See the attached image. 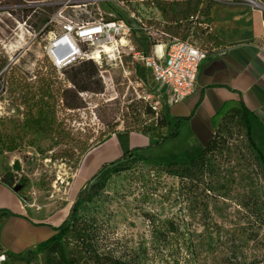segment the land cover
Masks as SVG:
<instances>
[{"label": "rangeland", "instance_id": "obj_1", "mask_svg": "<svg viewBox=\"0 0 264 264\" xmlns=\"http://www.w3.org/2000/svg\"><path fill=\"white\" fill-rule=\"evenodd\" d=\"M53 1L56 4L0 0V144L4 148L0 154V178L10 174V186L20 187L18 194L32 216H53L52 225L60 224L83 189V205L89 209L95 204L102 209L100 214L89 209V215L107 220L109 234L128 246L138 249L147 241L149 229L144 214H152L159 219L173 217L186 222L204 264H221L231 254L237 257V264H259L264 252L263 142L255 144V153L247 147L243 132L230 126L228 152L222 157L216 155L213 175L204 174L202 184L209 189L208 198L186 195L182 188L187 181L173 175L181 167H167L193 158L189 152L184 153L183 142L177 145L169 139L151 147L153 140L168 130L154 128L149 136L135 132L156 122L154 114H144L147 103L142 98L151 92L141 72L134 73L128 61L123 60V68L131 71L125 77L118 63L108 61L103 64L106 83L99 78L102 92L79 94V108L67 110L61 90L71 85L62 72H55L42 51L41 30L47 18L59 10L77 22H90L100 15L129 19L133 13L148 25L203 49L204 29L198 23L205 21L210 6L240 0L153 4L137 0H123L122 4L118 0ZM252 1L264 7V0ZM189 16L198 17L194 25L188 21ZM36 120L43 132L32 127ZM133 148L143 152L123 163L129 169L115 172L114 165L108 166L85 187L103 164ZM258 153L263 163L258 162ZM14 162H18V168H13ZM97 182L103 187L89 201V193L94 190L91 188ZM205 201L204 211L200 204ZM201 221L206 225L202 226ZM252 236L258 242L246 240ZM210 241L212 247L208 249ZM176 248L172 246L169 251ZM180 251L179 264H192L186 251ZM142 262L165 264L158 254Z\"/></svg>", "mask_w": 264, "mask_h": 264}, {"label": "trees", "instance_id": "obj_2", "mask_svg": "<svg viewBox=\"0 0 264 264\" xmlns=\"http://www.w3.org/2000/svg\"><path fill=\"white\" fill-rule=\"evenodd\" d=\"M31 1V0H26ZM42 1V0H36ZM28 12H26L27 14ZM167 34V33H166ZM204 34L205 43L214 41L215 37L211 36L207 28L201 32ZM171 36L170 34H168ZM173 37V36H171ZM64 79L71 85V88L61 90V100L65 103L67 110L78 109V95L81 93H101L102 85L98 77L97 68L91 61H83L73 64L62 71ZM51 92V91H50ZM144 114L152 116L153 112L148 104L144 109ZM250 113L242 105L231 107L226 110L221 116L220 122L217 124L211 139L202 148L201 152L194 156L191 160L185 163H170L169 168L181 167L179 173L173 175L187 181L186 195L193 194L195 197L202 196L203 199L208 198L209 189L203 186L204 174L213 175L214 159L216 155L222 157L224 152H228V142L231 139L230 126H236L243 132L246 139L247 147L253 152H257L255 144L251 138V130L248 122ZM149 126H141V129L135 131L143 136H149L154 128L160 130L165 129L168 132L165 135L158 136L154 139L151 147L162 145L165 141L173 139L177 136L178 128L182 120L176 119L170 126L165 110L162 116ZM35 131L43 132V126L38 120L32 126ZM171 127V131H170ZM158 134V132H156ZM3 146L0 144V154L3 151ZM139 148L129 150L125 155L117 157L115 160L103 164L94 175L86 182V188L108 166H113L115 172L129 169L124 167L127 159H135L136 152ZM9 151V150H8ZM257 155V154H256ZM258 162L263 163V159L258 153ZM122 163V164H121ZM124 167V168H123ZM13 168H18V162H14ZM178 174V175H177ZM10 174L5 176L4 182L10 184L8 178ZM103 184L97 182L92 186L94 189L89 193L88 200L91 201L95 193L102 189ZM200 187V188H199ZM81 189L72 206L69 208L66 217L57 226L52 227L51 235L44 241L37 244L34 250H29L21 253H6L7 261L4 264H142V261L148 260L149 256L161 255L165 264H179L180 254L186 251V255L191 260L192 264H204L203 258L199 260L201 251L192 235L188 232L189 228L186 222L179 221L177 218L169 217L159 219L152 214H144L147 227L148 239L144 244H139L136 249L133 246L121 242L120 239L114 237L108 232L107 220H103L96 214L102 213L100 206L92 204L90 211H95V215H89V209L83 204ZM91 191V190H90ZM198 191V193H196ZM207 202H201L203 210L207 209ZM201 225L205 226V222L201 221ZM253 242H258L255 236L246 238ZM123 243V244H121ZM212 242H208V249L212 247ZM172 246H177L176 250L169 251ZM211 249V248H210ZM233 260H231L232 257ZM227 259H224L221 264H237V257L231 254ZM3 264V263H2ZM239 264V263H238ZM258 264V262H257ZM259 264H264V252L260 257Z\"/></svg>", "mask_w": 264, "mask_h": 264}, {"label": "crops", "instance_id": "obj_3", "mask_svg": "<svg viewBox=\"0 0 264 264\" xmlns=\"http://www.w3.org/2000/svg\"><path fill=\"white\" fill-rule=\"evenodd\" d=\"M204 24L215 39L205 45L207 55L199 66L194 92L174 106L164 105L170 125L182 120L172 142H183L190 158L211 139L223 113L239 104L250 113L253 143H264V54L259 49L264 38L262 13L238 3H214ZM138 71L147 85L144 72ZM3 180L0 178V255L6 259V253L34 250L59 224L52 225L50 215L42 219L32 216L28 204Z\"/></svg>", "mask_w": 264, "mask_h": 264}, {"label": "built area", "instance_id": "obj_4", "mask_svg": "<svg viewBox=\"0 0 264 264\" xmlns=\"http://www.w3.org/2000/svg\"><path fill=\"white\" fill-rule=\"evenodd\" d=\"M118 1L123 3V0ZM137 1L153 4L154 1L174 3L179 0ZM237 3L259 10L264 26V7L252 0H240ZM40 4L56 3L50 0L41 1ZM197 19V16H189L188 21L194 25ZM198 25L206 28L204 22ZM41 31L44 36L42 51L57 73L73 64L91 61L97 68L98 77L105 84L107 79L103 64L108 61L116 62L123 68V60H127L134 73L141 69L148 83L147 89L151 92L142 99L150 106L155 118L159 116L163 105L174 106L194 92L199 66L207 55L204 48L171 37L133 13L129 19L113 15L104 18L100 15L90 22H77L66 18L63 10H59L47 18ZM166 39L168 41L165 43ZM259 49L264 54V38ZM128 70L127 67L123 68L125 77L131 75ZM5 261L4 255H0V264Z\"/></svg>", "mask_w": 264, "mask_h": 264}, {"label": "water", "instance_id": "obj_5", "mask_svg": "<svg viewBox=\"0 0 264 264\" xmlns=\"http://www.w3.org/2000/svg\"><path fill=\"white\" fill-rule=\"evenodd\" d=\"M19 189H20L19 186L12 187V190H13L14 193H18Z\"/></svg>", "mask_w": 264, "mask_h": 264}]
</instances>
